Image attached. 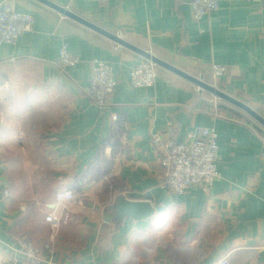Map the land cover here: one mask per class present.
Wrapping results in <instances>:
<instances>
[{"label":"crops","instance_id":"1","mask_svg":"<svg viewBox=\"0 0 264 264\" xmlns=\"http://www.w3.org/2000/svg\"><path fill=\"white\" fill-rule=\"evenodd\" d=\"M51 1L264 117V1L220 0L200 22L189 0ZM15 2L35 22L0 44V264H30L20 238L35 242L41 264H264V126L160 66L155 85L132 87L129 72L145 58L36 0ZM62 44L81 58L65 71ZM96 60L117 79L103 107L85 95ZM214 64L227 67L216 80ZM168 126L180 141L216 128L222 178L168 193L151 143ZM66 190L72 215L53 235L45 218L60 217L53 203ZM119 195L150 202L153 215L117 219Z\"/></svg>","mask_w":264,"mask_h":264},{"label":"built area","instance_id":"2","mask_svg":"<svg viewBox=\"0 0 264 264\" xmlns=\"http://www.w3.org/2000/svg\"><path fill=\"white\" fill-rule=\"evenodd\" d=\"M106 4L110 0H93ZM264 1V0H262ZM193 19L197 22L219 9L220 0H189ZM35 18L30 13L20 12L16 8L15 0L0 1V44H15L19 38L33 29ZM120 47V45L118 46ZM117 47V48H118ZM81 58L70 51L66 44L59 49V67L62 71L78 65ZM227 72L223 64L212 66V78H221ZM132 87H151L157 80L155 64L143 61L135 65L129 72ZM117 79L111 64L96 60L91 67L89 83L85 88V95L98 106L107 104L108 98L114 93ZM213 101H217L214 97ZM151 143L155 150L161 153V166L164 170V188L168 193L176 196L183 195L193 187L210 186L222 178L217 168L219 158L218 132L214 127H200L188 135L187 139L180 141L175 136L173 126H168L163 134H153ZM113 177L109 173L107 181ZM112 188V185L109 186ZM75 198L71 190L60 191L55 195L57 207L62 208L60 217L56 218L54 212L46 215L45 221L53 226V235L59 227L70 221L72 212L67 202ZM18 250L30 264H41L44 260L39 256V249L35 242L28 238H20ZM44 250L53 251V241L44 244ZM223 264H227L224 260Z\"/></svg>","mask_w":264,"mask_h":264},{"label":"water","instance_id":"3","mask_svg":"<svg viewBox=\"0 0 264 264\" xmlns=\"http://www.w3.org/2000/svg\"><path fill=\"white\" fill-rule=\"evenodd\" d=\"M40 2L41 4H44L45 6H48L49 8L59 12L60 14L64 15L67 18H70L77 23L105 36L106 38L112 40L113 42L117 43L118 45L125 47L143 58H145L148 61H151L155 64V66L163 67L170 72L192 82L196 86H198L200 91H205L216 98H219L221 100H224L244 112H246L249 116H251L254 120H256L258 123H260L262 126H264V117L253 110L251 107L246 105L244 102L234 98L233 96L227 94L223 90L218 89L211 83H208L204 81L203 78H198L196 76H193L191 74H188L187 72L181 70L180 68L158 58L157 56L151 54L147 50H143L134 44L128 42L124 38H122L120 35L112 33L101 26L93 23L92 21L84 18L83 16L69 10L65 6H62L60 4H57L56 2H53L51 0H36ZM116 217L117 219H123L125 217H131L134 220L141 221L146 220L150 218L153 215V208L150 202L141 201V200H131L126 198L123 195H119L116 200V204L114 206Z\"/></svg>","mask_w":264,"mask_h":264}]
</instances>
